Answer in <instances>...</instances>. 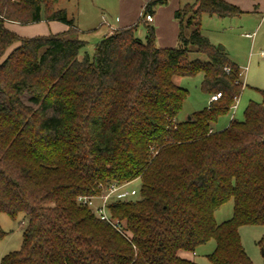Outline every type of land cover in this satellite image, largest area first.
Segmentation results:
<instances>
[{"label":"trees","instance_id":"obj_1","mask_svg":"<svg viewBox=\"0 0 264 264\" xmlns=\"http://www.w3.org/2000/svg\"><path fill=\"white\" fill-rule=\"evenodd\" d=\"M59 1L0 0V215L27 217L21 248L1 264H200L179 251L212 239L214 264H254L240 227L264 225V90L243 120L215 129L245 83L201 29L205 13L243 9L197 0L178 10L176 46L158 45L150 23L143 40L136 23L81 56L87 40ZM168 1L149 0L144 11ZM54 20L68 30L26 37L7 25ZM201 72L202 88L221 97L179 120L189 90L175 77ZM138 178L139 198L110 203L121 229L78 201ZM229 200L233 216L219 223L215 213ZM7 233L0 224V240ZM259 244L264 250V237Z\"/></svg>","mask_w":264,"mask_h":264},{"label":"rangeland","instance_id":"obj_2","mask_svg":"<svg viewBox=\"0 0 264 264\" xmlns=\"http://www.w3.org/2000/svg\"><path fill=\"white\" fill-rule=\"evenodd\" d=\"M92 4L94 7H92ZM96 4L92 3V0H60L57 7L67 8L70 17L74 18L76 25L79 27L82 25H92L93 23L89 20L83 21V16H86V14L82 12L79 15L80 9L81 11L84 10V12L92 10L96 13L97 11V14L100 15L98 19L101 16L103 19H107L103 16L105 14H101L102 10L99 12L100 9ZM241 4L245 11L239 15L220 17L205 13L201 18L202 32L208 35L214 44L224 47L228 55L241 66L242 72L240 77L243 83H245L237 100V109H233L224 116L222 115L218 122L214 124V128L216 129L225 128L232 119L243 120L246 115L245 109L248 103L251 100H263L261 90H264V9L262 12L254 10V5L249 0H243ZM262 6H264V2ZM108 19L110 18L108 17ZM142 26L144 28V25ZM8 27L26 37L49 34L57 31L55 25L47 21L24 25L17 22H8ZM100 32V29L82 31L81 37L87 40V44L82 49L81 56L85 53L93 55L95 45L101 40V37H99ZM17 45H19V42L13 44L2 59L4 60L9 52ZM191 58L208 59L206 54L194 51L191 53ZM203 78L204 74L202 72L196 76L175 77L179 85L189 90V95L178 116L179 120L189 119L191 118V113L203 109L206 106L208 107L211 95L202 88ZM23 99L27 103H32L30 101V95L27 93ZM129 187L137 188L139 192L134 198H139L142 189V179L138 178L131 181ZM234 208V201L229 200L216 211V220L220 223L230 219L233 216ZM26 219L27 217L24 213L20 214L16 219L5 212H2L0 215V224L8 232L0 240V264L2 258L7 253L21 248ZM240 234L246 252L252 258L254 264H264L263 247L259 244V241L264 237V225H242L240 227ZM215 246L216 242L212 239L200 245L196 249V252L180 250L179 254L193 259L200 264H214L208 257V254H211Z\"/></svg>","mask_w":264,"mask_h":264},{"label":"crops","instance_id":"obj_3","mask_svg":"<svg viewBox=\"0 0 264 264\" xmlns=\"http://www.w3.org/2000/svg\"><path fill=\"white\" fill-rule=\"evenodd\" d=\"M149 0H92V3L96 4L101 14H105L107 19H103L102 16L94 13L92 10L87 12L79 11V15L86 14L83 16V21H92V25H82L79 26V29L83 32L87 30H101L99 37L101 39L107 35L111 34L115 30L131 26L136 23H139L136 34L143 40H146L147 28L146 24L150 23L156 28V42L162 47H173L179 43V18L178 10L188 3H196L197 0H169L167 4L160 5L156 8L154 15V20L151 22L142 21V12L144 11V6ZM231 3L237 4L242 9L241 1L243 0H227ZM253 3V9L256 11H261L264 9L262 6L264 0H249ZM92 7L94 5L92 4ZM95 11V9H94ZM245 11V9H243ZM264 11V10H263ZM104 17V18H105ZM108 17L110 19H108ZM221 17V16H220ZM264 18V16H263ZM96 20V23H95ZM263 20V19H262ZM55 25L57 28L56 32L66 31L69 26L61 21H49ZM56 22V23H55ZM8 25V23H7ZM144 25V28L143 26ZM255 32V31H254ZM251 34V33H248ZM247 36V35H246ZM250 37V36H249ZM241 67V66H240ZM190 115V114H189ZM216 129V128H215Z\"/></svg>","mask_w":264,"mask_h":264},{"label":"built area","instance_id":"obj_4","mask_svg":"<svg viewBox=\"0 0 264 264\" xmlns=\"http://www.w3.org/2000/svg\"><path fill=\"white\" fill-rule=\"evenodd\" d=\"M142 17L144 21L151 22L154 20V15L151 12H142ZM221 97V92L215 93L211 96V100H216ZM238 100V99H237ZM237 101L233 105L232 110L237 109ZM153 153H156V150L153 149ZM130 182H118L112 181L108 183L103 188V191L99 195H80L78 201L83 204H88L89 206H94L97 214L103 220L110 222L116 228L121 229V225L118 220L110 214V203L116 200H127L132 199L138 194L137 188H130Z\"/></svg>","mask_w":264,"mask_h":264},{"label":"water","instance_id":"obj_5","mask_svg":"<svg viewBox=\"0 0 264 264\" xmlns=\"http://www.w3.org/2000/svg\"><path fill=\"white\" fill-rule=\"evenodd\" d=\"M222 48H224V47H222ZM263 252H264V250H263Z\"/></svg>","mask_w":264,"mask_h":264}]
</instances>
